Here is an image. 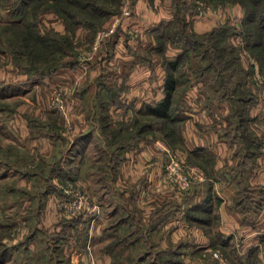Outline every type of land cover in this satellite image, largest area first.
Wrapping results in <instances>:
<instances>
[{
    "label": "rangeland",
    "instance_id": "rangeland-1",
    "mask_svg": "<svg viewBox=\"0 0 264 264\" xmlns=\"http://www.w3.org/2000/svg\"><path fill=\"white\" fill-rule=\"evenodd\" d=\"M14 1L0 0V120L6 122V127L10 124L7 117L15 114L26 99L35 103L31 105L32 114L41 108L39 93L44 97L47 84L41 85L39 81L37 87L24 83L37 73L36 66L46 69L48 65L77 59L80 68H84L92 54H109L119 16L125 5L135 0H91L88 11L66 0H31L28 12L22 17L9 11ZM237 1L160 0L158 4L145 0L147 8L156 13L164 5L171 19L158 22L151 30L153 36L148 30L149 38L154 41L151 43L149 39L150 44L137 49L142 54L158 55L163 70L169 59L187 51L177 68L181 84L174 93L169 118L149 114L145 106L148 114L141 119L139 115L129 117L122 123L125 129L119 132L121 124H117L118 130L109 129L108 118L101 109L97 113L98 137L92 140L95 144L91 152L76 161V150L70 146L67 135L64 140L56 138L54 154L41 157L34 142L37 138L31 136L30 140L22 139L19 143L9 133L10 129L0 132V253L4 250L7 256L1 264H219L215 252L228 264H234L239 254L237 248L229 244L227 249H222L221 244L227 238L204 223L209 247L198 250L196 246H193L195 250L184 249L185 244L180 245V239L184 238L174 243L165 231H151L150 221L139 225L136 216L133 218L135 206L122 203L120 194L124 188L116 180L122 153L117 146L133 147L139 139L153 138L168 148L163 149L168 153L163 170L165 179L176 191L184 195L210 177L209 170L203 167L205 164L189 159L181 148L188 111L183 98L193 85L198 87L199 102L212 115V124L238 151L239 157L234 162L239 164L227 167L229 175L241 178L244 169L253 167L264 157V27L258 21L245 22L246 8ZM67 9L77 15L70 16ZM93 9L95 13L89 12ZM16 19L20 20L18 24H9ZM184 21L188 24L186 30H183ZM159 31L160 37L155 35ZM39 37L48 41L40 42ZM45 42L50 48H46ZM61 45L63 49H59ZM22 67L28 68L22 70ZM54 88L53 85L50 94L44 97L49 102L45 111L55 110L57 116L58 110L66 116L64 95ZM33 125L41 126L37 119ZM48 131L57 132L49 128ZM41 133L42 130L33 129L31 135ZM17 150L23 153L18 154ZM172 157L180 160L186 169L197 167L204 179L192 178L186 188H179L166 173L165 166ZM59 162L69 169L60 170ZM74 164L79 170L70 167ZM241 181V186L246 187H240L237 197H243L240 207L246 211L257 202L251 199V187L242 178ZM186 203L177 205L176 214L182 212L188 223L192 210ZM123 207L132 210L127 224L122 222L123 215L128 213ZM170 211L174 208L168 204L159 206L155 227L162 225ZM203 216L207 220L211 214ZM213 222L210 220V225ZM163 245L167 246L163 248ZM248 264L255 263L251 259Z\"/></svg>",
    "mask_w": 264,
    "mask_h": 264
},
{
    "label": "crops",
    "instance_id": "crops-1",
    "mask_svg": "<svg viewBox=\"0 0 264 264\" xmlns=\"http://www.w3.org/2000/svg\"><path fill=\"white\" fill-rule=\"evenodd\" d=\"M156 2L160 4V0H154V3ZM125 6L120 18L118 17L119 24L107 51L109 54H92L87 60V67L84 68H80L79 60L71 59L40 81L41 85L50 86L47 88L46 85L48 92L44 93V97L50 94L53 85L54 90H61L66 116L61 115L58 110L57 116H54L55 110L45 111V107L49 106L48 98L39 93L41 108L34 110L32 114L31 105L35 103L26 99L15 114L7 117V123H10L8 127L5 121L0 120V132L4 133L5 129H10L9 133L13 134V139L19 143L22 139L30 140L31 136L37 138L34 142L41 157L51 155L56 138L64 140L67 135L70 146L76 150V161L85 153L91 152L95 144L92 140L96 135L98 137L97 113L101 109L106 113L109 129L113 130L117 128L118 123L121 124L118 127L121 130L119 132L125 129L122 123L127 122L129 117L139 115L138 118L141 119L144 114H148L144 110L145 106L158 101L164 95L162 92L166 70L160 67L158 55L142 54L141 49L137 48L154 41L149 38V32L153 36L151 30L162 19L170 20L171 13L166 8L164 10V5L157 13L151 11L147 8L145 0H135L133 4ZM204 27L208 28L207 24H204ZM180 84L181 82L177 84L175 92ZM191 84L189 82V85ZM197 91V85H193L183 98L188 111L183 122L181 148L184 149L183 155L197 163L205 164L203 167L210 172V177L207 178L209 183L193 187L184 195L176 191L165 179L163 165L168 153L163 150V143L154 138L141 141L139 139L138 144L133 147L117 146L122 153L119 155L120 174L115 180L124 188V192L120 194L122 203L129 204V207L135 206L132 208L136 211L133 218L136 216L139 225L152 222L151 231H165L174 243L177 239L184 238L180 239V245L185 244L184 249L195 250L193 246L198 247L197 250L209 247L208 235L203 230L204 223L212 230L216 229L217 234L227 236L224 245L221 244L222 249H227L229 244L237 248L239 254L234 259V264H240L244 260L249 262L251 259L255 264H264V157H260L253 167L241 172L240 177L253 190L251 199L260 205L255 211H243L237 197L241 178L238 179L236 175H229L227 172V167L232 166L234 160L239 157L238 151L233 148L232 142H229L224 133H220L212 124V115L199 102ZM36 119L40 122V128L33 125ZM48 128L54 131L56 129L57 132L51 134ZM33 129L42 130V133L33 136ZM17 153L23 152L17 150ZM238 164L237 161L235 165ZM58 165L60 166V162ZM70 167L79 170L76 164ZM59 168L69 169L63 164ZM208 187L211 198L205 204L203 200L207 196ZM103 196L105 199L106 194ZM184 201L192 210V214L188 215V223L182 212L176 214L177 205L183 206ZM162 204L172 206L174 211L167 214V219L161 226L155 227L154 221L159 215L156 212ZM125 211L128 213L123 215L122 222L127 224L132 218L129 215L132 210ZM204 213L211 216L205 220ZM212 219L214 222L210 225ZM141 231H144L143 227ZM161 242L164 243L163 240ZM167 245H163V248Z\"/></svg>",
    "mask_w": 264,
    "mask_h": 264
},
{
    "label": "trees",
    "instance_id": "trees-1",
    "mask_svg": "<svg viewBox=\"0 0 264 264\" xmlns=\"http://www.w3.org/2000/svg\"><path fill=\"white\" fill-rule=\"evenodd\" d=\"M31 0H15L14 1V6H13V2L11 4L9 8V11H11L12 15H20L22 17V15H25L28 12L27 9V5L30 3ZM66 2L70 5H75V7H77L78 9H82V10H87V8L92 5V1L91 0H86V1H80V0H66ZM237 2H240L243 4V6L246 8V13H245V22L246 21H258V24H260V26L264 27V0H238ZM94 4V3H93ZM186 7V6H185ZM184 7V8H185ZM187 9V7H186ZM88 11V10H87ZM67 14H69L72 17H75V15L72 11H70L69 9H67ZM89 12H96V10L94 11H89ZM79 14V13H78ZM19 19L16 20H10L9 24H18L19 23ZM187 22L184 21L183 23V30H186L185 28L187 27ZM182 30V31H183ZM162 34V32L160 31L159 33H157L156 35L158 37H160ZM40 42L41 41H48V39H43L41 37H39ZM26 39V38H24ZM51 41V40H49ZM56 41V40H55ZM59 42V41H58ZM46 43V48H50V44L48 42ZM60 43V42H59ZM61 44V43H60ZM58 47V46H57ZM59 49H63V46L61 45L59 47ZM187 51H185V53L183 54H177L176 57L174 59H169L168 63L166 62V75H165V80H164V91H163V97L161 99H159L158 101H154L151 102L149 104H147L146 109L148 111L149 114H152L156 117L159 118H169L170 116V108L172 106L173 103V97H174V92H175V88L177 86V84L179 82H181V79L179 76H181L178 72H177V68L178 65L180 63L181 58L184 56V54H186ZM22 56H27L29 57V54H21ZM64 62H58V66L61 65ZM57 65H48V67L46 69L41 68V66H39L37 68V66L35 67L37 70V73H35L33 76H30L27 78V80L24 83H29V84H36L39 81H41L45 74L48 72H52L55 68H57ZM28 68V67H26ZM26 68H21L22 70ZM181 137V135H180ZM250 142H253L252 140ZM244 162V161H243ZM205 183H209L208 179L205 180ZM243 182L241 181V184ZM243 189H245V185L241 186ZM242 190V189H241ZM207 196L205 197V199L203 200V203H207L209 202V199L211 198V193H210V188H207ZM240 191V189H239ZM217 201L219 200L218 198H216ZM238 200H240V203L242 204L243 197L239 196ZM245 207V206H244ZM249 207V211H253L254 209L256 210L257 208L260 207L259 203H256L254 206H248ZM246 208V207H245ZM254 210V211H255ZM220 235V234H219ZM224 235H221V237ZM225 238H227V236H224ZM6 251L2 250L0 253V264L5 260L6 258ZM240 264H248V262L246 260H244L243 262H241Z\"/></svg>",
    "mask_w": 264,
    "mask_h": 264
},
{
    "label": "built area",
    "instance_id": "built-area-1",
    "mask_svg": "<svg viewBox=\"0 0 264 264\" xmlns=\"http://www.w3.org/2000/svg\"><path fill=\"white\" fill-rule=\"evenodd\" d=\"M100 37H101V33H99V35H98V39L101 40L102 38H100ZM97 44H98V41L95 43V46H94L95 48L97 47L96 46ZM163 149L168 150V148H166V147H163ZM165 168H166V173H167L168 177L171 180H173L181 189L186 188L189 185V183L191 182L192 178L193 179L195 178L197 181L204 179L203 173L197 167H190L189 169H186L183 167L180 160H178L174 157H172L168 161ZM79 199L82 200L81 197ZM78 200H76V201H78ZM80 203H81V201H79L77 208L80 207L79 206ZM214 256L219 260V264H228L224 259H222L220 257L218 252H215Z\"/></svg>",
    "mask_w": 264,
    "mask_h": 264
}]
</instances>
